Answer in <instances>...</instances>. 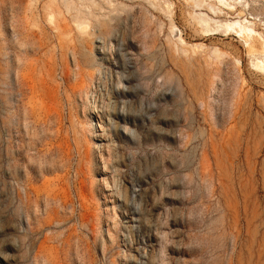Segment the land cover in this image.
<instances>
[{"label":"rangeland","instance_id":"374dc122","mask_svg":"<svg viewBox=\"0 0 264 264\" xmlns=\"http://www.w3.org/2000/svg\"><path fill=\"white\" fill-rule=\"evenodd\" d=\"M195 29L188 0H0V264H264V77Z\"/></svg>","mask_w":264,"mask_h":264},{"label":"bare ground","instance_id":"6f19581e","mask_svg":"<svg viewBox=\"0 0 264 264\" xmlns=\"http://www.w3.org/2000/svg\"><path fill=\"white\" fill-rule=\"evenodd\" d=\"M165 4L168 5L170 13L171 4L168 2ZM188 5L195 22V33L199 35L200 39L209 40L220 36H224L226 39L238 38L242 47L246 48L249 56L253 59L256 72L264 77V33L260 32V30H264V19L261 18L263 13L253 11L256 5L264 8L263 0H188ZM80 21L78 20V22ZM82 24L80 23L79 26ZM179 42L188 45L183 37L179 38ZM196 49L203 51L204 45L194 46V53L197 52ZM215 52L218 53L219 57L217 58L221 64L231 55L221 49H217ZM207 65L209 66V64ZM218 70L221 72V68Z\"/></svg>","mask_w":264,"mask_h":264}]
</instances>
